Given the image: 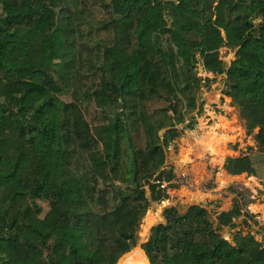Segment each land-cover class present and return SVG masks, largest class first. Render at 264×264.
<instances>
[{
    "label": "trees",
    "instance_id": "16d2710c",
    "mask_svg": "<svg viewBox=\"0 0 264 264\" xmlns=\"http://www.w3.org/2000/svg\"><path fill=\"white\" fill-rule=\"evenodd\" d=\"M259 16L264 0H0V264H115L129 252L150 204L169 198L166 150L193 128L209 75L224 76L264 148ZM223 168L252 173L248 155ZM162 214L142 246L150 264H264V223L261 241L220 234L245 216L235 200Z\"/></svg>",
    "mask_w": 264,
    "mask_h": 264
},
{
    "label": "rangeland",
    "instance_id": "374dc122",
    "mask_svg": "<svg viewBox=\"0 0 264 264\" xmlns=\"http://www.w3.org/2000/svg\"><path fill=\"white\" fill-rule=\"evenodd\" d=\"M86 1L90 4H98L104 0ZM254 24L256 34L263 35L264 16L256 18ZM124 39L123 30L115 31V42L112 46L114 53L124 48ZM234 54L235 51L229 47L223 46L218 50L219 58L225 65L234 59ZM195 72L197 77H205L200 66H196ZM200 85L196 92V98L197 103L202 107L200 113L196 114L197 111H194L191 114L194 116V126L190 130L201 141H206V143H199L203 150L200 155L196 154V160L202 161L206 168L204 167L203 172L195 171L194 167H191L194 161L191 166L190 164L178 166L175 179L171 182L172 187L167 190L169 198L150 204L139 225L136 245L129 251L133 254L137 252L142 258V264H145V258L140 251H143L142 246L148 239L151 227L164 222L163 210L166 207L175 206L179 213L183 214L189 206L200 204L209 206L213 213V211H217V205L211 204L203 196L212 189L218 193L225 192L226 207L228 205L230 207L234 200L237 201L245 215L234 220L233 228H222L220 230L222 237L231 241L233 235L239 230L244 234L249 233L257 241L262 240L260 227L264 223V148L259 145L256 139L258 129L247 132L239 111L232 104L231 99L225 95L224 76L209 75L208 80L202 81ZM58 99L64 103L71 102L70 91H63L58 95ZM182 126H178V129H181ZM189 132L188 129L183 130L182 134L166 150L165 164L167 166L172 163V159L180 149L177 143ZM244 155H248L251 160L252 173L225 178L223 172L225 171L223 168L225 159ZM220 158L223 159V162L219 160ZM146 192L149 196L147 189ZM37 203L43 210L40 216L43 217L49 209L48 204L42 201H37ZM244 219H246V223L243 222ZM211 221L216 227L213 214Z\"/></svg>",
    "mask_w": 264,
    "mask_h": 264
},
{
    "label": "crops",
    "instance_id": "0c3cea01",
    "mask_svg": "<svg viewBox=\"0 0 264 264\" xmlns=\"http://www.w3.org/2000/svg\"><path fill=\"white\" fill-rule=\"evenodd\" d=\"M190 132L186 135H184L179 142L177 143L180 149L177 152V155L172 159V163L170 164L173 167L174 173L176 174V170L178 166H183L184 164H194L191 166L194 167L195 171L203 172L204 171V163L200 160H196V154L200 155L202 152V146L199 144L200 142L206 143L204 140H200L197 138L192 130H189ZM198 142V144H197ZM195 145V146H194ZM194 150V151H193ZM194 152V153H193ZM193 153V154H192ZM187 158V162L184 161V159ZM191 162V163H190ZM182 163V164H181ZM206 168V167H205ZM223 170V169H222ZM225 173V178L232 177L231 175H228L226 171H223ZM225 189V188H224ZM223 189V190H224ZM221 191V190H220ZM225 192L222 191V193H218L214 189L210 190L208 193L204 194V198H207V200L213 204L217 205V211H227L230 207L229 205L225 206L226 198L224 197Z\"/></svg>",
    "mask_w": 264,
    "mask_h": 264
},
{
    "label": "bare ground",
    "instance_id": "6f19581e",
    "mask_svg": "<svg viewBox=\"0 0 264 264\" xmlns=\"http://www.w3.org/2000/svg\"><path fill=\"white\" fill-rule=\"evenodd\" d=\"M206 140V139H205ZM195 146V145H194ZM194 151V150H193ZM194 153V152H193ZM192 153V154H193ZM184 161H188L187 158L184 159ZM182 164V163H181ZM140 251V250H139ZM143 255V257L145 258L144 254L142 251H140ZM124 264H142V258L141 256L136 252V253H129V255H127L125 261L123 262ZM145 264H147L146 258H145Z\"/></svg>",
    "mask_w": 264,
    "mask_h": 264
},
{
    "label": "water",
    "instance_id": "95a60500",
    "mask_svg": "<svg viewBox=\"0 0 264 264\" xmlns=\"http://www.w3.org/2000/svg\"><path fill=\"white\" fill-rule=\"evenodd\" d=\"M142 252H143V254L145 255V258H146L147 264H150L149 260H148L147 257H146L145 252H144V251H142ZM129 253H130V252H127V253H125L124 255H122V256L117 260V262H116L115 264H123V262L125 261L127 255H129Z\"/></svg>",
    "mask_w": 264,
    "mask_h": 264
}]
</instances>
